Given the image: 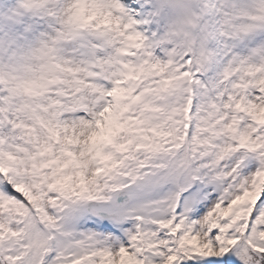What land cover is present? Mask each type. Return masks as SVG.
Segmentation results:
<instances>
[{
    "label": "snow or ice",
    "instance_id": "snow-or-ice-1",
    "mask_svg": "<svg viewBox=\"0 0 264 264\" xmlns=\"http://www.w3.org/2000/svg\"><path fill=\"white\" fill-rule=\"evenodd\" d=\"M0 264H264V0H0Z\"/></svg>",
    "mask_w": 264,
    "mask_h": 264
}]
</instances>
